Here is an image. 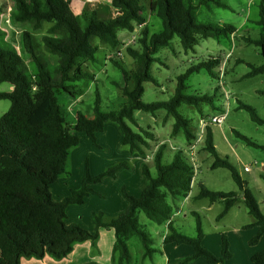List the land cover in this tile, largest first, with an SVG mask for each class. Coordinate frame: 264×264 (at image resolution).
<instances>
[{"label": "trees", "instance_id": "obj_1", "mask_svg": "<svg viewBox=\"0 0 264 264\" xmlns=\"http://www.w3.org/2000/svg\"><path fill=\"white\" fill-rule=\"evenodd\" d=\"M10 1V22L25 27L21 31V48L29 55L34 72L29 77L21 54L5 40V32L0 29V83L5 82L12 87L11 90L0 91V100L10 102L8 110L0 116V264H20L21 258L42 259L46 255L62 259L73 250L76 243L89 241L95 245L101 228H112L115 231L113 250L118 251V264H129L131 259L129 247L120 237L138 238L142 250L141 259L151 258L158 249L152 247L153 239L140 225L138 214L143 213L148 220L161 224L170 220L188 195L194 170L182 158L181 151H175L171 161L163 163L165 145L160 144L152 157L154 171L148 163L140 165L144 177L140 195L133 196L123 189L126 208L111 218L105 217L102 212H93L92 231L78 224H66L67 207L82 204L87 196L96 194L92 184L105 177H114L120 168H127L128 164L115 163L98 175H91L86 167L80 186L72 189L69 196L61 201L53 200L49 185L58 177L69 174V153L79 144V133H84L98 146L96 135L103 130L106 122L117 125L122 142L131 153L144 155L150 149V141L154 137L149 127H141L134 115L136 111L155 115L157 111L163 110L167 118L170 115L174 119L171 134L175 135L182 130L186 140L192 139L194 135L188 129L189 120L180 114L178 107L181 104L196 106L200 102L212 104L215 95L186 94L185 81L191 73L201 69L215 77L214 69L221 65V58L209 57L190 65L185 72L177 75L174 92L167 101L143 102L144 83H157L151 74L153 54L159 47L168 46L174 36L179 38L182 48L187 52L194 50L200 39L230 38L235 34L236 26L195 21L194 14L198 5L215 3L224 6L217 0H148V10L161 20L162 28L157 33H150L143 13L144 0H110L115 15L107 19L100 17L94 9L88 11L81 8V11L76 12L72 0ZM5 11L6 7L2 12ZM259 15V36L245 40L257 46L264 58L262 5ZM45 23L49 25L39 42L35 40L33 32L43 29ZM135 28L137 47H126L127 54L135 63L134 70L128 71L120 62L112 60V64L121 70L124 81H132L131 88L125 85L121 87L126 102L116 110H104L96 91L93 116L88 118L77 112L74 122L68 124L56 92L72 94L70 83L93 79L94 76L81 66L83 61H96L97 46L91 43L92 38L114 50L121 45L117 31L122 29L134 32ZM248 65L250 69L244 74L245 77L264 73V63ZM238 108L246 110L256 124L264 125V119L258 116L254 107L240 102ZM233 132L247 145L264 150V145L253 142L236 130ZM203 143L202 150L213 156L210 168L228 169L241 192L247 212L254 218L253 223L243 228L257 227L249 241L250 244L257 243L264 233V214L235 166L218 155L209 123L205 125ZM237 197L234 191H213L199 184L195 198L222 203L223 208L217 215V219H220L235 204ZM194 215V237L177 231L170 221L168 223L169 232L163 242L186 244L193 250L190 256L177 259L171 264H188L197 258L207 264H223L231 257L225 236H221L220 255L215 256L202 246L201 221L197 213ZM250 260L253 264H264V249L253 253Z\"/></svg>", "mask_w": 264, "mask_h": 264}, {"label": "rangeland", "instance_id": "obj_2", "mask_svg": "<svg viewBox=\"0 0 264 264\" xmlns=\"http://www.w3.org/2000/svg\"><path fill=\"white\" fill-rule=\"evenodd\" d=\"M81 1L83 2L81 5L82 9L88 11L94 9L104 19L115 15V11L110 2L108 3V0ZM193 1L197 2L198 0ZM217 1L224 6H218L215 3L198 5L194 14L195 21L218 25L223 23L233 24L237 27L235 35L232 38L200 39L198 44L195 45L194 50L187 52L182 48L179 38L174 36L168 46L159 47L156 53L153 54L154 61L151 64V74L157 80V83H144L143 102L167 101L174 92L177 75L185 72L190 65L209 57L219 56L221 58V65L214 69L216 73L215 77L211 76L205 69H201L198 72L191 73L185 81L186 88L184 93L186 94L215 95L212 104L200 102L196 106L181 104L178 107L180 114L189 120L188 129L194 135L193 142L191 141L187 145V140L182 130L174 136L171 134L174 119L170 115L167 118L163 110L157 111L155 115L137 111L135 112V116L142 126H151V131L156 136V140L153 139L151 141V144L154 146H150L151 149L148 150V152L151 151V161L149 164H153L152 157L158 147L156 144L159 141V143L166 145V152L162 159L163 163H167L172 159L174 149L176 148L182 151V158L188 163L192 161L191 157L193 155L194 162H197L199 165L194 177L195 182L191 188L193 195L198 192L200 183L213 191H234L239 194L240 191L233 181L229 170L226 168L211 169L210 164L213 161V156L207 151L202 150L205 125L209 123L213 136V144L218 155L223 159H227L235 166L248 188L256 193L255 197L259 208L264 214V168L261 164V161H264V150L247 145L233 132L236 130L253 142L264 145V125L256 124L250 119L249 113L246 110L238 108L240 102L250 105L256 109L258 116L264 119V94L256 92V89H264V73L250 77L244 76L250 69L249 63L253 65L264 63V58L260 54L259 48L254 44L247 43L245 40V38L255 39L260 34L261 28L257 24V20L260 17V5L264 7V0ZM76 2L77 0H72V5L75 6L74 10L79 12L81 10L80 7H77L76 10ZM143 3L145 4L144 15L150 14L147 20L150 33L159 32L162 28L161 20L148 10V0H144ZM10 5V0H0V12L4 11L5 7L7 11L0 17V23H2L5 31L8 32L7 39L21 54L26 65V73L31 77L34 72L33 64L30 62L29 55L21 48V31L25 27L15 26L10 22ZM8 6L10 7L8 8ZM48 25V23H45L43 29L33 32L35 40L40 42V37L44 34ZM26 29H29V27H26ZM119 31H124L120 35L121 45L114 50H110L105 44L92 38L91 43L97 46L95 56L98 61L96 63L86 61L81 63L83 69L88 67L89 70H86L90 74L93 73L94 77L93 79H82L72 82L74 84L71 83L72 85H77L82 90L80 97L76 95L79 97L77 101L69 93L64 91L56 92L57 101L68 124H72L77 112H81L88 118L93 116L96 91L100 96V106L104 110H116L126 102V98L122 95L121 87L125 85L131 88L132 81H124L121 70L112 64V60L120 62L128 71L134 70L135 63L127 54L126 47H137V31L128 32L122 29ZM50 67L52 68V65ZM72 85L69 89L73 87ZM9 86L8 83H0V91H8ZM225 97L229 99H225ZM227 101V114L223 123L220 125L211 124L209 120L212 116L219 115L226 110L225 102L227 103ZM9 106L10 102L8 100H0V116L8 110ZM172 147L175 148L172 149ZM191 151H194V154H191ZM245 166L250 169V172L246 173L243 171V167ZM69 169L70 164L68 166ZM137 192L138 190H136V194ZM240 196L238 195L237 199ZM98 197L96 199L100 200V197ZM191 203L193 204H186L183 207V212L180 215L181 217L186 215L185 220L187 224L184 225V232L188 233L187 235L191 234L189 236H196L195 215L191 213V210H195L200 215L203 234H214L216 230L217 234L219 233V238H215L214 240L212 236H209L207 240L210 241V245H206V248L202 244L204 248L215 256H219L221 252V236L224 235L231 257L225 260L223 264H252L250 257L248 261L245 259L246 251H250L252 246L254 247L258 242L264 245V238L255 244H250L249 241L254 235L247 239L248 228L243 230L237 227L233 230L234 226L244 224L251 219V215L248 214L245 205L240 199L237 200L230 214L225 219L220 220H217L216 217L223 208L222 203L215 202L209 208L206 205V199L194 200ZM138 220L152 236V247L159 249L161 246L159 241L160 236L155 229L160 226L147 220L145 215L141 213L138 215ZM105 240L108 239L106 238ZM129 245L132 254V264H155L156 259L162 261L160 252H155L152 260L148 258L142 260L140 255L141 246L138 238H132L129 241ZM184 247V249H189L190 253L183 256H190L193 252L192 248L186 245ZM92 248H94L96 256H104L106 254L105 243L102 244L100 250H97L95 247ZM218 248L219 251L217 253L216 250ZM82 254L81 251L78 252V255ZM52 259L57 261L63 258ZM197 259L191 260L188 264H199L196 261L200 260Z\"/></svg>", "mask_w": 264, "mask_h": 264}, {"label": "crops", "instance_id": "obj_3", "mask_svg": "<svg viewBox=\"0 0 264 264\" xmlns=\"http://www.w3.org/2000/svg\"><path fill=\"white\" fill-rule=\"evenodd\" d=\"M81 2H82L81 0H77V2H76V8L80 7V10H81V5L83 4V2L82 3ZM109 2H110V0H108V3ZM9 7L10 6H8V8ZM2 14L4 15L5 12ZM2 14L0 17L3 16ZM149 15H150L149 13L145 15L146 21L148 20ZM0 29L4 30V32H5V34H4L5 40L10 42L6 37V36H8V32L5 31V28L3 27L2 23H0ZM135 31H137V28H135ZM236 32H237V27H236ZM122 33H124V31H119V30L117 31V37H118L120 42H121L120 35ZM233 35H235V34H233ZM233 35H231L230 38H232ZM97 61H98V59L96 58L95 63ZM86 62H88V61H86ZM86 69L89 70L88 67ZM86 69L84 68L85 71H88ZM72 84H74V83H72ZM72 84L70 83V86ZM72 86L73 87L70 88V90H72V94H70V95L74 96L75 101H77V98L80 97L82 90H81V88H78L77 85H72ZM11 89H12V87L9 86V90H11ZM74 91H76V92H74ZM262 91H264V89H262V90L256 89L257 93H262ZM76 95H78L79 97H77ZM134 115H135V113H134ZM75 116H74V120H75ZM74 120H73V122H74ZM139 124H140V122H139ZM140 125L143 128L149 127L150 131H151V128H152L151 126H142V124H140ZM134 129H136V128L134 127ZM151 133L153 134V137H154L153 139L156 140L155 134L152 131H151ZM79 138H80L79 144L76 147L72 148L70 153H69V162H68V166L70 164L69 174L62 175V176L58 177L53 183H51L49 185V191H50L51 196H52L54 201H61L65 197L69 196L70 191L72 189H76L80 186L82 179L85 175L86 167L88 168L91 175H98V174L102 173L105 168H108V167L114 165L115 163L126 162L128 164L127 168L126 167L120 168L116 172V175L114 177H105L102 181L92 184V188L96 192V194H90L89 196H87L84 199V202L82 204L69 205L67 207L66 218H65L66 224H78L81 227H83L84 229H86L88 231H92L93 230V220H92V213L93 212H102L103 215L107 218L115 217L119 213H121L127 206V201L124 198L123 193H122L123 189L126 190L129 194H131L133 196H137L140 194L141 185L144 181V177L140 171L141 163H143V162L148 163L152 172L154 171V169H153V164H149L151 161V151L148 152L149 149L146 150L144 155H140L138 153H131L129 150V147L127 145L123 144L121 132L118 129L117 125L113 122H106L103 130L101 132L97 133L96 141H97L98 146L94 145L93 142L90 140V138H88L84 133H79ZM151 141H150V146L153 147L154 145L151 144ZM191 141L193 142V138L190 140H187V145H189L188 143H190ZM160 144H164V143H159V141H158L156 145L159 146ZM173 148H175V147H172V149ZM150 149H151V147H150ZM177 150L181 151L180 149L176 148V149H174V153ZM165 152H166V145H165V148L163 151V155ZM181 153H182V151H181ZM191 154H194V151H191ZM182 156H183V153H182ZM191 159H192V161H190L189 164H191L193 166V170H194V176H193V180L191 183V188H192V186L195 182L194 177H195V174L197 172L199 165L197 162H194L193 155H192ZM261 164L263 165V168H264V161H261ZM244 172L248 173V172H250V169L248 171H244ZM136 190H138L137 194H136ZM197 193L193 195L191 190H190L188 195L181 201L179 207L174 211L170 220L165 221L161 224H156V225L160 226L159 228L155 229V231L160 236L159 241L161 243V246L159 247L158 251H156V252H160V254L162 256V261L160 259H156L155 264H158V263L159 264H171L173 261L180 259L181 257H184L183 255H185V254L189 255V254H187V253H190L189 249H184L185 248L184 246L186 244L164 243L163 238L169 232V230H168L169 221L172 223L173 227L177 231H179L183 234L185 233L184 232V225L187 224L186 220H185L186 215H184L183 217H181L180 215L183 212V207L186 204H193V203H191L192 201L198 200L195 198ZM252 193L254 194V196L256 195V193L254 191ZM237 195H241L238 199H240V201L244 204L243 196H242L241 192ZM97 196L100 197V200L96 199ZM201 199H206V198H201ZM236 202H235V204H236ZM214 203H210L207 200L206 205L209 208ZM233 206L220 219H225L230 214L231 210L233 209ZM191 213L193 215H194V213L198 214V212H196L195 210H191ZM141 214H143V213H141ZM199 218H200V215H199ZM216 219H217V217H216ZM220 219H217V220H220ZM200 221H201V218H200ZM150 222H152V221H150ZM253 222H254V218L251 216V219L248 222H246L244 224H240L238 226H234L233 230L236 229L237 227L244 230V228H243L244 225L251 224ZM139 223H140V221H139ZM140 225L144 227V225H142L141 223H140ZM144 229H145V227H144ZM195 230H196V228H195ZM248 231H249V233L247 235V239H249L250 236L255 235V233L257 231V227H255V226L249 227ZM187 234L188 233H185V235H187ZM189 235H191V234H189ZM209 236H212V238L214 240L215 238L216 239L219 238V233L217 234V230H216V233H214V234H205V233L203 234L201 243L206 248H207L206 245H210V241L207 240V238ZM106 238L108 240H105ZM120 238L123 241H125L129 247V251H130V255H131V259H130L129 264H132V254H131V250H130L129 241L132 238H136V237H129L128 239H125L123 237H120ZM262 238H264V233L262 234L260 239H262ZM260 239L258 241H260ZM115 240H116V234H115L114 229H112V228H101V229H99L98 239H97L95 245H92L89 241L76 243L73 246V250L66 257H64L62 260L56 261V260H53L50 256L46 255L42 259L21 258L20 264H118V262H117L118 251L113 250V245L115 243ZM103 243H105L106 254L104 256L103 255H100V256L97 255L96 256V253H94V248H92V247H95L97 250H100L102 248ZM186 246H189V245H186ZM189 247H191V246H189ZM155 249H157V248H155ZM262 249H264L263 243L261 244L258 242L256 245H254V247L252 246L250 251H246V257H245L246 261H248V258L251 257V255L253 253H255L259 250H262ZM90 250H91V252H90ZM80 251L83 253L82 255H78V252H80ZM216 251L218 253L219 248ZM140 253H142L141 249H140ZM154 254L151 258H149L150 260H152L154 258ZM143 260H145V259H143ZM197 260H200V261H196L199 264H207L201 258H199ZM201 260H203V261H201Z\"/></svg>", "mask_w": 264, "mask_h": 264}, {"label": "built area", "instance_id": "obj_4", "mask_svg": "<svg viewBox=\"0 0 264 264\" xmlns=\"http://www.w3.org/2000/svg\"><path fill=\"white\" fill-rule=\"evenodd\" d=\"M228 97H225V99H227ZM229 99V98H228ZM225 105H226V110L222 113H220L219 115H214L210 118L209 122L213 125H220L223 123V121L225 120L226 118V114H227V108H228V101L227 103L225 102ZM203 123V121H202ZM243 170L244 171H248L249 168L248 167H243Z\"/></svg>", "mask_w": 264, "mask_h": 264}]
</instances>
